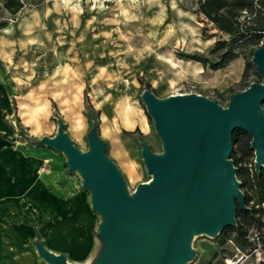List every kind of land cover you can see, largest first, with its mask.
<instances>
[{
  "label": "rangeland",
  "instance_id": "1",
  "mask_svg": "<svg viewBox=\"0 0 264 264\" xmlns=\"http://www.w3.org/2000/svg\"><path fill=\"white\" fill-rule=\"evenodd\" d=\"M197 8V0H25L11 15L0 0V45L10 49V55L0 51V61L9 60L21 95L12 97L14 130L8 139L19 147L51 150L63 170L82 181L78 170H69L64 149L49 139L61 133L86 152L95 136L133 198L137 185L151 178L143 147L156 155L165 151L146 93L159 100L194 93L225 108L235 93L263 82L253 52L264 45V34L238 39L217 30ZM6 27L9 35L2 33ZM218 41L223 42L215 49ZM20 100L30 105L25 115ZM31 116L50 128L33 127ZM251 139L242 131L232 140L230 159L238 161L233 165L243 194L241 182L257 172ZM250 233L257 242L258 233ZM189 247L184 264H264L259 244L243 251L230 232H193Z\"/></svg>",
  "mask_w": 264,
  "mask_h": 264
},
{
  "label": "water",
  "instance_id": "2",
  "mask_svg": "<svg viewBox=\"0 0 264 264\" xmlns=\"http://www.w3.org/2000/svg\"><path fill=\"white\" fill-rule=\"evenodd\" d=\"M253 61L263 82L235 93L225 108L194 93L164 100L144 95L165 151L156 155L143 147L148 172L155 176L139 183L133 198L126 196L118 169L95 136L86 152L61 133L49 139L64 149L69 170H78L101 218L103 248L90 264H184L191 257V233L217 235L236 224V203L246 206L230 159L234 130L251 136L256 170L264 169V45L254 50ZM37 249L45 264H76Z\"/></svg>",
  "mask_w": 264,
  "mask_h": 264
},
{
  "label": "crops",
  "instance_id": "3",
  "mask_svg": "<svg viewBox=\"0 0 264 264\" xmlns=\"http://www.w3.org/2000/svg\"><path fill=\"white\" fill-rule=\"evenodd\" d=\"M0 51L10 55L8 47L0 45ZM9 67L8 59L0 61V264H43L38 245L69 263L90 264L103 242L89 191L63 170L51 150L19 147L8 139L14 130L12 97L21 98ZM18 103L20 114H27L26 100ZM30 120L33 127L51 126L40 118Z\"/></svg>",
  "mask_w": 264,
  "mask_h": 264
},
{
  "label": "trees",
  "instance_id": "4",
  "mask_svg": "<svg viewBox=\"0 0 264 264\" xmlns=\"http://www.w3.org/2000/svg\"><path fill=\"white\" fill-rule=\"evenodd\" d=\"M43 0H38L41 2ZM197 12L207 18L217 30L228 35H237L238 39L246 38L251 34H264V0H197ZM25 0H2L3 8L15 15L23 9ZM243 19V20H242ZM1 27H5L2 24ZM218 41L215 49L222 44ZM218 68V67H215ZM264 105V102L261 104ZM240 131L232 132V140ZM249 140L245 141L242 152L248 149ZM233 163L237 166L238 161L233 158ZM236 175L240 176L239 168ZM241 187L246 188L244 203L246 208H241L236 203V224L226 226L221 234L230 232L234 235V241L241 250H248L257 244L264 250V169L253 172L241 182ZM253 202L250 205V202ZM250 231L258 233V241H251Z\"/></svg>",
  "mask_w": 264,
  "mask_h": 264
},
{
  "label": "bare ground",
  "instance_id": "5",
  "mask_svg": "<svg viewBox=\"0 0 264 264\" xmlns=\"http://www.w3.org/2000/svg\"><path fill=\"white\" fill-rule=\"evenodd\" d=\"M148 5V4H147ZM157 7H155V9H156ZM154 10V9H153ZM152 10V11H153ZM157 10V9H156ZM154 12H156V11H154ZM160 14H161V12H160ZM155 16H157V15H155ZM149 18V17H148ZM29 21V20H28ZM148 25V24H147ZM13 30V29H12ZM2 31V30H1ZM14 31V30H13ZM12 31V32H13ZM2 33H6V34H9V33H11V28L10 27H6V28H4L3 29V31H2ZM16 33V32H15ZM17 34V33H16ZM173 96V95H172ZM154 174H151V178L147 181V182H144V183H150V182H152L153 181V179H154Z\"/></svg>",
  "mask_w": 264,
  "mask_h": 264
},
{
  "label": "built area",
  "instance_id": "6",
  "mask_svg": "<svg viewBox=\"0 0 264 264\" xmlns=\"http://www.w3.org/2000/svg\"><path fill=\"white\" fill-rule=\"evenodd\" d=\"M237 262H238V261H233V262H231L230 264H237Z\"/></svg>",
  "mask_w": 264,
  "mask_h": 264
}]
</instances>
